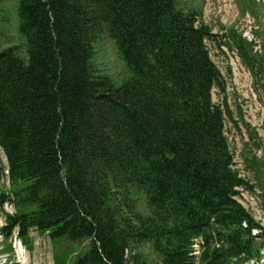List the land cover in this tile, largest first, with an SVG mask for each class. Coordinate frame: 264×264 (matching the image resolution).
Listing matches in <instances>:
<instances>
[{
  "label": "trees",
  "instance_id": "obj_1",
  "mask_svg": "<svg viewBox=\"0 0 264 264\" xmlns=\"http://www.w3.org/2000/svg\"><path fill=\"white\" fill-rule=\"evenodd\" d=\"M17 15L25 56L0 46V201L14 202L0 234L16 228L27 248L29 230L89 240L71 264H151L143 244L158 264L260 263L264 227L237 200L252 186L226 135L238 124L213 101L225 89L207 47L217 33L198 13L180 0H17ZM103 34L119 82L94 65ZM220 37L262 105L259 133L241 119L238 155L264 210V53L233 28Z\"/></svg>",
  "mask_w": 264,
  "mask_h": 264
},
{
  "label": "rangeland",
  "instance_id": "obj_2",
  "mask_svg": "<svg viewBox=\"0 0 264 264\" xmlns=\"http://www.w3.org/2000/svg\"><path fill=\"white\" fill-rule=\"evenodd\" d=\"M188 8L198 13V22L207 25L212 33H217L216 39L207 41L210 58L219 68L224 91L217 94L213 92V101L227 107L233 119L238 124L228 122L226 135L233 153L234 167L245 178L252 188H240L237 200L249 212V214L264 227V210L259 202V188L254 187L251 174L241 165L238 149L242 141L247 140V133L241 124L242 121L256 129L263 118L262 105L258 100L251 84V75L241 64L239 58L230 52L219 42L220 35L227 29L233 28L247 40L255 37L256 48L264 53V0H254L255 4H249V0H180ZM19 21L17 15V0H0V46H17L18 53L25 56V40L19 33ZM95 45L93 55L97 73L110 76L119 82L126 75L125 65L116 54L112 40L104 34ZM6 160L0 150V169L5 168ZM4 171L0 170V197L1 191H9V180ZM2 196L0 202V226L4 225L6 214L14 212V202ZM31 247L27 248L21 243L15 229L11 236H0V263L6 261H19L20 264H55L56 254H66L67 262L72 263L74 258L84 252L89 245V240L78 242H63L55 245L48 234L29 230ZM139 251L145 254L151 264H158L159 258L148 244L140 246ZM149 263V262H147ZM264 264V259L259 263Z\"/></svg>",
  "mask_w": 264,
  "mask_h": 264
}]
</instances>
